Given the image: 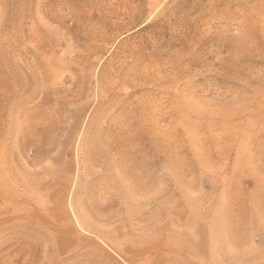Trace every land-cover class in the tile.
Returning a JSON list of instances; mask_svg holds the SVG:
<instances>
[{
    "label": "rangeland",
    "instance_id": "374dc122",
    "mask_svg": "<svg viewBox=\"0 0 264 264\" xmlns=\"http://www.w3.org/2000/svg\"><path fill=\"white\" fill-rule=\"evenodd\" d=\"M0 264H264V0H0Z\"/></svg>",
    "mask_w": 264,
    "mask_h": 264
}]
</instances>
